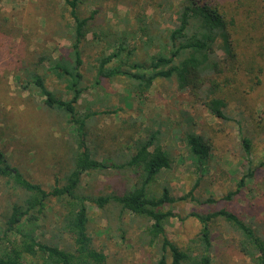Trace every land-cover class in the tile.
Masks as SVG:
<instances>
[{"label": "rangeland", "instance_id": "1", "mask_svg": "<svg viewBox=\"0 0 264 264\" xmlns=\"http://www.w3.org/2000/svg\"><path fill=\"white\" fill-rule=\"evenodd\" d=\"M182 1L186 0L81 1L82 16L95 14L82 47L85 79L78 108L81 112L99 111L88 119V145L99 160L124 159L134 151L138 137L157 134L156 142L167 152L171 166L147 186V192L159 195L163 185L170 187L177 200L163 207L175 214L166 224L167 234L182 249L197 253L201 224L192 212L227 208L264 236V69L258 84L243 72L223 88L228 121L213 115L191 90L180 89L175 78H157L143 95L133 91L130 80L123 76L102 77L95 82L99 58L112 53L123 41V57L132 51L131 63L149 64L150 55L166 52L158 41L147 47L145 29L165 36L176 23ZM206 1L226 16L234 42L231 45L244 64L249 66L259 53L256 62L264 67L260 47L264 45V0ZM72 24L64 0H0V147L25 175L46 188L69 167L68 119L46 107L36 91L22 89L18 75L38 70L50 89L67 95L66 83L48 70L50 61L44 58L66 53ZM226 47L227 41L220 37L215 49L223 59ZM188 133L198 134L209 147L207 162L199 171L185 140ZM242 136L250 140L249 156ZM250 169L253 175L246 176ZM243 177L241 190L227 198ZM138 183L139 174L133 169L105 168L85 173L79 190L90 196L124 194ZM190 191L193 197L181 199ZM24 196L23 190L0 178L1 250L20 238L11 232L3 235L4 216L10 205L21 202ZM87 204L88 233L93 246L106 255L103 264H156L161 243L151 244L146 234L150 225L147 218L122 210L115 202L103 207L93 201ZM64 210L62 200L50 198L36 234L48 244L71 249V236L61 228ZM210 227L213 264H256L240 250L242 236L225 219H214ZM171 259L168 252V264Z\"/></svg>", "mask_w": 264, "mask_h": 264}, {"label": "trees", "instance_id": "2", "mask_svg": "<svg viewBox=\"0 0 264 264\" xmlns=\"http://www.w3.org/2000/svg\"><path fill=\"white\" fill-rule=\"evenodd\" d=\"M82 0H64L70 10L73 21L72 36L65 54L58 57L47 56L50 61L48 70L58 80H63L67 95L58 94L47 86L45 76L38 70H27L24 75H18V85L24 90L36 91L43 97V103L50 109H55L67 117L68 148L70 154L69 167L63 176L57 177L54 184L46 188L24 174L11 162L8 154L0 147V178L11 183L13 187L25 192L22 201L10 205L4 216L3 235L9 232L20 236L18 240L9 241L4 249H0V264H103L106 255L92 244L88 233L89 220L88 202L93 201L103 207L109 202H115L122 210L131 211L149 220L146 234L151 244L160 241V256L156 264H168L167 253L171 254V264H213L212 232L210 223L221 217L225 219L242 236L239 240L240 250L250 256L254 263L264 264V236L242 219L234 211L227 208L208 213L192 212L201 224L198 236L197 253L179 247L167 234L166 224L175 216L173 210L164 209L166 204L177 200L171 194L170 187L163 185L159 195H150L147 186L164 170L171 166L167 152L156 142L157 134L151 132L147 137H138L134 141V151L124 159L116 161L99 160L88 145V119L99 113L81 112L78 103L84 92L85 79L82 71V47L88 33V25L95 12L82 16L79 6ZM148 27V24L145 25ZM147 47H152L155 41L162 43L166 51H158L150 55L149 64L139 61L130 62L123 57L126 41L110 54L99 58L96 73V83L102 77H126L131 82L132 90L143 95L154 81L159 78H175L182 90H191L203 105L215 116L224 121L231 120L225 112L226 102L223 88L232 85L238 75H246L260 82L258 76L264 67L256 62L257 53L244 64L233 42L230 23L223 12L206 0L182 1L176 11V23L167 32L154 35L145 29ZM220 37L227 41L226 58H221L215 49ZM234 43V42H233ZM262 55H264V45ZM240 57V60L238 59ZM261 57V55H260ZM261 58L264 59V56ZM251 77V78H252ZM186 143L192 157L196 160L198 171L206 164L209 147L196 133H188ZM242 144L246 155L251 153L249 138L242 136ZM105 168L133 169L139 174V183L124 194L109 192L103 195L90 196L82 193L81 180L85 173ZM253 175L249 170L246 176ZM243 177L236 188L226 196L237 194L244 186ZM55 197L64 202V212L61 215V228L72 239L71 249L62 248L58 244H48L37 238L36 231L39 221L48 208V201ZM193 197V191L181 197ZM212 200V199H210ZM4 236L0 237V240Z\"/></svg>", "mask_w": 264, "mask_h": 264}]
</instances>
